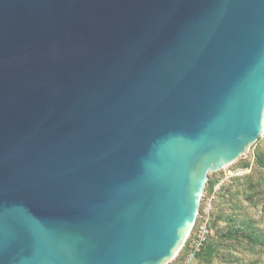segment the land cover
I'll return each instance as SVG.
<instances>
[{
	"label": "water",
	"instance_id": "obj_1",
	"mask_svg": "<svg viewBox=\"0 0 264 264\" xmlns=\"http://www.w3.org/2000/svg\"><path fill=\"white\" fill-rule=\"evenodd\" d=\"M263 133L264 0H0V264H167Z\"/></svg>",
	"mask_w": 264,
	"mask_h": 264
},
{
	"label": "rangeland",
	"instance_id": "obj_2",
	"mask_svg": "<svg viewBox=\"0 0 264 264\" xmlns=\"http://www.w3.org/2000/svg\"><path fill=\"white\" fill-rule=\"evenodd\" d=\"M259 152L264 153V133L237 160L209 173L200 204L211 236L195 264H264V163L258 161ZM178 254L167 264H181Z\"/></svg>",
	"mask_w": 264,
	"mask_h": 264
},
{
	"label": "built area",
	"instance_id": "obj_3",
	"mask_svg": "<svg viewBox=\"0 0 264 264\" xmlns=\"http://www.w3.org/2000/svg\"><path fill=\"white\" fill-rule=\"evenodd\" d=\"M197 218L181 252L178 254L181 264H195L199 253L206 246L211 235L208 218L200 213H198Z\"/></svg>",
	"mask_w": 264,
	"mask_h": 264
},
{
	"label": "trees",
	"instance_id": "obj_4",
	"mask_svg": "<svg viewBox=\"0 0 264 264\" xmlns=\"http://www.w3.org/2000/svg\"><path fill=\"white\" fill-rule=\"evenodd\" d=\"M256 156H257V158H258V161H259V163H261V164H263L264 163V153L263 152H259V153H257L256 154ZM208 184H209V179H208V181H207V186H208ZM204 190H206V188L204 189ZM209 194V193H208ZM208 196H210V195H208ZM203 197H205V195L203 196ZM199 213L201 214V215H203L202 213H203V206H202V204H200V207H199ZM198 221V220H197ZM209 227H210V225H209ZM211 236V235H210ZM210 236H209V238H210ZM230 238V237H229ZM209 240V239H208ZM207 244V243H206ZM205 248V247H204ZM203 248V249H204ZM203 249H202V251H203ZM201 251V252H202ZM181 252V251H180ZM200 252V253H201ZM199 253V254H200Z\"/></svg>",
	"mask_w": 264,
	"mask_h": 264
}]
</instances>
